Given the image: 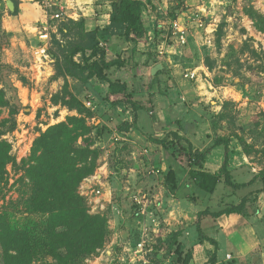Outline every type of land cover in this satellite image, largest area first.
I'll return each instance as SVG.
<instances>
[{"label":"rangeland","instance_id":"obj_1","mask_svg":"<svg viewBox=\"0 0 264 264\" xmlns=\"http://www.w3.org/2000/svg\"><path fill=\"white\" fill-rule=\"evenodd\" d=\"M7 1L17 3L0 0V229H22L45 218L30 212L31 151L42 133L68 117L85 118L92 142L94 171L81 181L78 194L88 215L106 221L103 243L91 255L61 263L45 257L33 264H175L172 234L182 233L183 253H192L201 242L196 216L207 207L216 211L221 195L235 204L246 198L234 231L242 249L251 240L247 252H228L227 258L222 251L221 262L264 264V194L256 191L261 186L237 192L220 186L210 196L195 186L188 171L197 167L188 166L187 155L206 151L221 137L229 140L228 169L236 182L264 170V31L251 18L254 12L264 17V0H142L143 24L154 38L136 63L139 69L107 72L130 83L132 104L116 108L105 102L107 88L98 80L82 84L57 73L62 53L84 35L70 25V34L62 36L59 27L79 19H51L35 6V18L25 23L9 15ZM42 27L48 29L47 58L36 54L42 44L34 28ZM111 43L106 59L125 62V43L120 37ZM85 143L78 139L77 145ZM223 160V147L212 148L202 170L214 173ZM168 168L175 172L176 190L165 183ZM209 258L202 264H210Z\"/></svg>","mask_w":264,"mask_h":264},{"label":"trees","instance_id":"obj_2","mask_svg":"<svg viewBox=\"0 0 264 264\" xmlns=\"http://www.w3.org/2000/svg\"><path fill=\"white\" fill-rule=\"evenodd\" d=\"M12 3L13 11L9 12V15L17 16L18 4L14 1ZM110 7L109 24L103 29L85 30L84 19L78 21L66 19L67 24L60 25L59 33L62 36L70 34L71 30L68 27L70 25L80 28L84 35L81 40L72 43L66 53H62L63 65L57 69V73L82 84H87L92 79L98 80L107 88L105 102L116 108L132 104V91L129 81L112 79L107 72L112 68L122 69L126 63L118 57L107 60V51L101 42H106L108 37H120L124 43L137 45L146 43L149 36L143 24L145 3L142 0H112ZM251 18L257 30L263 32L264 17L254 12ZM76 55L81 56L80 61L74 60ZM84 112L80 106L77 113L82 115ZM124 129L128 131L130 128L125 126ZM89 133L90 129L84 117H68L66 123L50 127L34 141L31 165L27 170L34 188L30 212L43 214L45 218L22 229H15L9 225H4L0 229V247L4 264H33L39 258L45 257H51L59 263L75 261L91 255L101 247L106 235V221L99 216L88 215L84 199L77 191L81 181L94 171V161L90 160L92 151L89 147L92 142L88 140ZM174 137L179 138L176 134ZM78 139L86 142L83 145L85 147L77 145ZM152 142L165 145L163 140L154 139ZM239 142L243 151L248 154L249 146L242 140ZM228 144V139L219 137L206 151L197 153L188 151V166L197 167L196 170L190 168L188 171L197 189L212 196L219 192L220 186L225 190L237 192L260 185L256 191L264 194V170L255 174L246 183L235 181L228 169ZM218 146L224 149L221 167L214 173L202 170L206 153ZM165 183L171 190L177 189L176 175L171 168L165 173ZM224 198L226 197L220 196L217 202L218 210L213 211L211 207H207L196 216L195 228L200 240L208 242L215 249L216 243L202 234L200 226L202 218L216 219L223 215H240L246 205L245 197L238 204L226 202ZM181 234L180 232L172 234L174 254L177 256L175 264H189L192 253H183L178 242ZM60 250H63L64 255L59 252ZM215 263L214 254L210 264ZM220 264L238 263L225 261Z\"/></svg>","mask_w":264,"mask_h":264},{"label":"crops","instance_id":"obj_3","mask_svg":"<svg viewBox=\"0 0 264 264\" xmlns=\"http://www.w3.org/2000/svg\"><path fill=\"white\" fill-rule=\"evenodd\" d=\"M111 2L112 0H62L61 1L63 7V14L71 19L72 18L84 19L85 25L90 30L95 28L103 29L109 24ZM17 4L19 9V13L17 15L18 21L20 20L25 23L31 22L35 18L31 13L32 10H34L35 6L39 7L37 0H17ZM42 12L44 11L42 10ZM17 16H11V17H17ZM34 30L38 31L37 28H34ZM147 33L149 36L148 41H151V39L154 38L153 32L147 31ZM112 38L114 37H108L107 41L104 43L107 54L110 47L114 49V43H111ZM148 41L146 43H138L137 45H132L131 43H125V50L127 51L125 52V62H126L125 68H127L128 71L133 69L137 70L141 67V65L139 64L136 66V63H138L142 57L144 58L146 56L145 53L143 52L145 50H148L147 48L148 45L150 44L148 43ZM131 63L133 65H131ZM239 218L242 217L237 214H230L228 216L223 215L216 219H212V218L204 219L207 222L200 223V226L202 228L201 231L203 230L202 234L216 243V249L214 248L213 245H210L208 242L201 240L200 243L198 242V244L193 247L192 258L189 264H202L207 261L206 259L208 255L210 257L209 259H211V257L214 254L216 257L215 264H220L222 261L220 260V253L222 251H226L225 256L226 255L230 256L228 252L234 253L235 250L237 252H241L244 250V248L246 251L243 252H247L248 249L251 247L250 244L251 240L249 241V243L245 242V245H241L243 246V249L242 247H239V245H237V241L240 240V237L238 236L239 234L238 231H234L235 230L234 226L236 220H240ZM209 221L212 223H208ZM209 224L210 226H208ZM205 228H208L210 229V231H212L210 232V235L206 233ZM204 250H206V252H204Z\"/></svg>","mask_w":264,"mask_h":264},{"label":"built area","instance_id":"obj_4","mask_svg":"<svg viewBox=\"0 0 264 264\" xmlns=\"http://www.w3.org/2000/svg\"><path fill=\"white\" fill-rule=\"evenodd\" d=\"M62 0H37L39 7H41V9L44 10V12L46 13V15H49V17L51 19H59L63 14V7H62ZM56 9L59 12H55L54 14H49V12H51L52 9ZM65 17H67L66 15H64ZM37 36H38V40L39 42L42 44L41 47H38L36 50V54L40 57L43 58H47V54H46V47L48 45V29L47 27H42L41 30L37 31ZM104 46V45H102ZM90 104L88 103L87 106H89ZM119 138L116 137L115 140H118ZM143 212V211H142ZM144 213V212H143ZM138 248H142V244H138ZM152 252V250H151ZM227 258H229V255H227Z\"/></svg>","mask_w":264,"mask_h":264},{"label":"water","instance_id":"obj_5","mask_svg":"<svg viewBox=\"0 0 264 264\" xmlns=\"http://www.w3.org/2000/svg\"><path fill=\"white\" fill-rule=\"evenodd\" d=\"M6 5L10 9V11H13V3L11 1H7Z\"/></svg>","mask_w":264,"mask_h":264}]
</instances>
